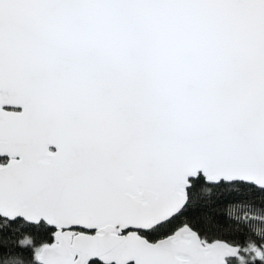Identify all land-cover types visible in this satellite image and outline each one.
Returning <instances> with one entry per match:
<instances>
[{
    "label": "snow or ice",
    "instance_id": "obj_1",
    "mask_svg": "<svg viewBox=\"0 0 264 264\" xmlns=\"http://www.w3.org/2000/svg\"><path fill=\"white\" fill-rule=\"evenodd\" d=\"M0 264H264V0H0Z\"/></svg>",
    "mask_w": 264,
    "mask_h": 264
}]
</instances>
